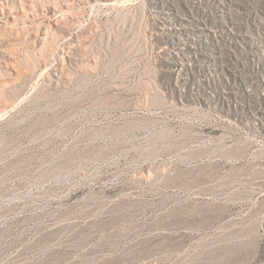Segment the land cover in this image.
Returning a JSON list of instances; mask_svg holds the SVG:
<instances>
[{
  "label": "rangeland",
  "instance_id": "1",
  "mask_svg": "<svg viewBox=\"0 0 264 264\" xmlns=\"http://www.w3.org/2000/svg\"><path fill=\"white\" fill-rule=\"evenodd\" d=\"M0 264H264V0H0Z\"/></svg>",
  "mask_w": 264,
  "mask_h": 264
}]
</instances>
